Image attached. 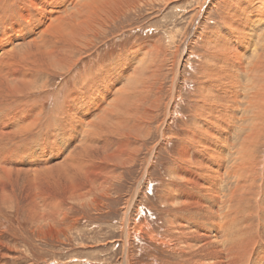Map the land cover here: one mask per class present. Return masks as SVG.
I'll list each match as a JSON object with an SVG mask.
<instances>
[{
	"label": "bare ground",
	"instance_id": "6f19581e",
	"mask_svg": "<svg viewBox=\"0 0 264 264\" xmlns=\"http://www.w3.org/2000/svg\"><path fill=\"white\" fill-rule=\"evenodd\" d=\"M156 1L69 0L53 8L56 0H0V201L11 194L4 179L24 173L29 193L41 181L54 185L56 206L94 203L120 179L117 170L132 169L147 155L143 188L178 118L183 134L172 133L179 148L161 196L177 214L165 218L167 236L150 232L176 261L163 263L264 264V0H204L197 9L196 28L211 6H225L217 14L223 29L202 37L192 113L180 106V86L193 30L173 53L158 40L131 41L107 59L92 54L130 10ZM86 57L92 65L83 71ZM137 194L124 209L126 249ZM42 197L33 194L26 209L46 214Z\"/></svg>",
	"mask_w": 264,
	"mask_h": 264
},
{
	"label": "rangeland",
	"instance_id": "374dc122",
	"mask_svg": "<svg viewBox=\"0 0 264 264\" xmlns=\"http://www.w3.org/2000/svg\"><path fill=\"white\" fill-rule=\"evenodd\" d=\"M160 1V4L157 1L149 5L140 3L139 7L130 10L123 21H120L119 31L113 33L115 35L110 34V37L101 42L92 51V54H94L95 59H98L97 56L107 59L110 52L113 53L114 50H119L132 42H139L142 45L148 43L145 45L150 46L157 43L158 40L163 45L168 46L169 44L170 52L173 53L172 50L176 45L179 46L180 42L182 45L188 33L191 34L193 30L194 34L190 38L189 49L186 50L182 58L181 70L184 71V78L180 86V95L183 98L180 106L183 108L182 110L185 109L192 113L196 108V103L192 101L198 85L196 77L200 75L202 67L200 62L202 59L199 58V55L203 52L200 51V47L204 46L203 39L211 32V29L215 26H220L223 29L217 14H220L225 6L217 4H215L216 7L215 5L211 6L205 14L206 19L201 18L199 20L201 23L196 28L193 27L194 22H197L196 13L200 10L204 0ZM260 29L263 30H259V32L264 33V23L260 25ZM153 33L157 35L155 36ZM144 36L146 38H142ZM256 43L258 44L259 40ZM89 59L88 57L85 58L81 70L84 71L92 65ZM61 79H57L52 85V89L56 88ZM73 84L74 79L72 77L65 85L72 87ZM62 96L61 91L58 97L61 98ZM52 103L50 101L46 104L47 110L50 109ZM184 118L181 121H185ZM176 119L173 121L171 130L166 133L169 140L162 144L158 150L157 159L154 160V164L150 168V176L147 182L143 184V188L139 185L141 173L144 172L141 162L148 158L147 155L146 158L145 155H142L137 166L132 169L120 168L117 170V175H121L120 179L112 183L107 195L96 194L97 199L94 203L68 200L56 206V189L52 183L41 181L37 183V188L29 193L27 189L22 188V184L26 183L24 173L9 177L11 180L9 178H6L7 181L4 179L6 187H8L6 188L7 194L11 193L12 196L9 195L10 199L7 202L0 201V264H125L126 262L128 264H164L163 262L166 260L176 263L173 257L168 254V249L166 250L152 241L150 235L152 232L161 238L167 236V232L163 231L166 229V225L165 228L163 225L166 223L165 218L167 220L166 216L177 214L174 208H167L161 201L162 191L165 188V183L168 182V171L174 164L173 157L177 156L176 152L179 148L178 140L172 141L173 134L180 132L181 122H177ZM192 121L193 117H189V122L185 126L191 125ZM182 134L183 131L179 133V135ZM152 142L156 145L160 139L154 137ZM144 153L148 154L147 151ZM23 168L28 167L26 165ZM137 189L139 194H137V201H135L136 205H134L133 214L131 213L129 218L132 224L131 233H134L130 236V246L126 249L124 209H126ZM35 193L46 195V197L38 200V202L44 201L46 203L44 212L46 214L44 215L39 216L26 209L29 206L31 196ZM9 203L12 204L9 205ZM202 217L204 216L202 215ZM197 218L200 220L201 217H195V219ZM208 221L205 220V225L211 229L213 222Z\"/></svg>",
	"mask_w": 264,
	"mask_h": 264
},
{
	"label": "snow or ice",
	"instance_id": "6c2138e0",
	"mask_svg": "<svg viewBox=\"0 0 264 264\" xmlns=\"http://www.w3.org/2000/svg\"><path fill=\"white\" fill-rule=\"evenodd\" d=\"M67 2H69V0H56V2L50 6L53 8H58V7L62 8L63 6H65Z\"/></svg>",
	"mask_w": 264,
	"mask_h": 264
}]
</instances>
